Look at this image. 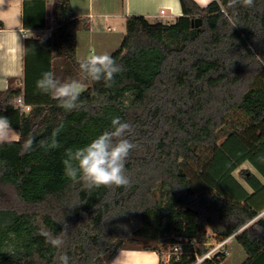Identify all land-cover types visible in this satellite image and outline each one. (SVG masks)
<instances>
[{
	"label": "trees",
	"instance_id": "trees-1",
	"mask_svg": "<svg viewBox=\"0 0 264 264\" xmlns=\"http://www.w3.org/2000/svg\"><path fill=\"white\" fill-rule=\"evenodd\" d=\"M179 2L171 22L126 19L110 54L123 70L110 85L83 80L80 107L70 112L36 81L45 71L61 82L82 79L79 32L89 20L71 0H54L51 35L26 39L22 85L11 78L0 90V116L20 133L0 143V264H58L60 253L69 264H110L124 249L154 251L159 264H192L212 241L233 235L247 254L241 264H264V183L240 168L248 160L264 172V0ZM115 117L133 128L129 184L85 188L68 179L66 152L109 130ZM54 132L59 146L42 147ZM239 168L252 192L235 177ZM65 226L60 249L40 235Z\"/></svg>",
	"mask_w": 264,
	"mask_h": 264
},
{
	"label": "crops",
	"instance_id": "crops-1",
	"mask_svg": "<svg viewBox=\"0 0 264 264\" xmlns=\"http://www.w3.org/2000/svg\"><path fill=\"white\" fill-rule=\"evenodd\" d=\"M197 1L201 5H206L211 0ZM71 4L76 15L89 20V32L92 36L90 46L94 48L90 50L92 55H110L111 49L120 45L122 39L118 37L102 39L101 35L93 31L95 27L112 30L109 22L125 26L126 19L132 15H144L150 21L171 22L182 13L179 0H71ZM162 10H165L164 14H161ZM55 26L54 0H0V90L9 87L11 78L16 79L14 84L22 85L26 39L49 36ZM112 28L115 30V26ZM98 38L102 40L97 41ZM80 49L81 33L78 43L79 53ZM19 136V131L15 130L13 140H17ZM240 168L249 169L264 183V172L260 166L247 160ZM240 168L234 172V175L249 192H252V187L240 175ZM258 216L264 217V207ZM226 248L227 251L229 249L228 256L222 264L235 253L236 264H241L247 257L234 235L229 237ZM123 253L126 255L141 253L147 260H151V264H159V255L156 252L137 249L120 250L110 264H122L124 262L122 256L125 255Z\"/></svg>",
	"mask_w": 264,
	"mask_h": 264
},
{
	"label": "clouds",
	"instance_id": "clouds-1",
	"mask_svg": "<svg viewBox=\"0 0 264 264\" xmlns=\"http://www.w3.org/2000/svg\"><path fill=\"white\" fill-rule=\"evenodd\" d=\"M236 2L251 7L254 0H236ZM79 69L82 75L81 80L72 79L64 82L58 80L53 72L45 71L36 81V88L41 93L50 95L58 102L59 107L70 112L80 107L78 102L85 90L83 80H103L106 85H110L115 75L123 70L108 54H93L86 57L79 61ZM12 131L14 130L8 118L0 116V143L8 141ZM132 131L131 124L122 122L119 117L113 118L109 130L103 131L87 145L66 152V158L63 160L65 176L73 182H82L85 188L127 186L129 177L125 174V166L129 153L135 147L128 139ZM56 134V132L53 133L50 144L42 141L41 146L58 147ZM33 143L34 137L29 135L22 145L23 150H31ZM40 235L45 237L46 243L60 249L65 244L67 226L59 235H54L46 229H42ZM57 260L58 264H69V257L66 253L58 254Z\"/></svg>",
	"mask_w": 264,
	"mask_h": 264
},
{
	"label": "rangeland",
	"instance_id": "rangeland-1",
	"mask_svg": "<svg viewBox=\"0 0 264 264\" xmlns=\"http://www.w3.org/2000/svg\"><path fill=\"white\" fill-rule=\"evenodd\" d=\"M111 25V29L112 30H108V29H104L103 27H95L93 31L97 32L96 34L101 35L102 39H108V38H122L123 34L126 33V28L124 25H121L119 23H110ZM112 26H115V30H113ZM79 33H81V52L79 53V57L81 59H85L86 57L92 55V53L90 52V50L94 49L93 47L90 46V39H92L90 36L91 32H89V30H81ZM95 34V33H94ZM95 34V35H96ZM94 35V36H95ZM102 39H97V41H100ZM119 47V45H117L116 47H114L113 49H111V53L114 52L117 48ZM14 131H12L10 133V139L9 140H13L14 139V135H15V130L14 128H12ZM238 173V172H237ZM241 249L243 250V248L241 247ZM229 251V249H228ZM244 253V250H243ZM236 253L224 264H236ZM151 264V263H149Z\"/></svg>",
	"mask_w": 264,
	"mask_h": 264
},
{
	"label": "built area",
	"instance_id": "built-area-1",
	"mask_svg": "<svg viewBox=\"0 0 264 264\" xmlns=\"http://www.w3.org/2000/svg\"><path fill=\"white\" fill-rule=\"evenodd\" d=\"M165 10L161 11V14H164ZM16 103L22 105V107H24L25 110H29L30 107L29 106H24L23 102H22V98H18L16 99ZM229 238L224 239L222 241H216L214 244H211V247L207 250V252L204 255H197L196 256V260L192 263V264H199L201 263L203 260L207 259V258H212L215 255H220V254H225L226 256H228V251L226 248V244ZM176 251L181 250V247H176L175 248Z\"/></svg>",
	"mask_w": 264,
	"mask_h": 264
},
{
	"label": "bare ground",
	"instance_id": "bare-ground-1",
	"mask_svg": "<svg viewBox=\"0 0 264 264\" xmlns=\"http://www.w3.org/2000/svg\"><path fill=\"white\" fill-rule=\"evenodd\" d=\"M125 254V253H123ZM122 259L124 262H122V264H149L151 263V260H147L143 254L139 253V254H128V255H123Z\"/></svg>",
	"mask_w": 264,
	"mask_h": 264
},
{
	"label": "water",
	"instance_id": "water-1",
	"mask_svg": "<svg viewBox=\"0 0 264 264\" xmlns=\"http://www.w3.org/2000/svg\"><path fill=\"white\" fill-rule=\"evenodd\" d=\"M201 25V20L198 18L197 22H196V26H200ZM218 255V254H217Z\"/></svg>",
	"mask_w": 264,
	"mask_h": 264
}]
</instances>
